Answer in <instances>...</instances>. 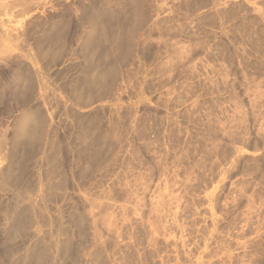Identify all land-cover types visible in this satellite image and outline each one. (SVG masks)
I'll use <instances>...</instances> for the list:
<instances>
[{
    "label": "rangeland",
    "instance_id": "1",
    "mask_svg": "<svg viewBox=\"0 0 264 264\" xmlns=\"http://www.w3.org/2000/svg\"><path fill=\"white\" fill-rule=\"evenodd\" d=\"M92 28L130 56L78 106ZM0 35V264H264V0H0Z\"/></svg>",
    "mask_w": 264,
    "mask_h": 264
},
{
    "label": "bare ground",
    "instance_id": "2",
    "mask_svg": "<svg viewBox=\"0 0 264 264\" xmlns=\"http://www.w3.org/2000/svg\"><path fill=\"white\" fill-rule=\"evenodd\" d=\"M7 2V1H6ZM11 2V1H10ZM17 2V1H16ZM91 3V2H90ZM12 4V3H11ZM19 4V3H18ZM22 4V3H21ZM24 5V4H23ZM85 5V4H84ZM15 6V5H14ZM17 6V5H16ZM20 6V5H19ZM89 6H91V5H89ZM85 7V6H84ZM86 8H87V6H86ZM90 8V7H89ZM98 8V7H97ZM69 9V8H68ZM74 9V8H73ZM92 9H93V7H92ZM102 9V8H101ZM89 10V9H88ZM87 9H83V11L80 9V11L81 12H79L81 15V17L79 18V20H81V21H83L85 18H87V19H89L90 20V22H91V26L92 27H94V26H96L95 25V22H93L92 21V18H94L95 17V13H93L92 11L94 10H92L91 12L90 11H88ZM91 10V9H90ZM104 10V9H103ZM102 10V14H103V12H105V10L103 11ZM67 11V10H66ZM98 11V10H97ZM99 12V11H98ZM97 13V12H96ZM109 13V12H108ZM111 13V12H110ZM69 14V13H68ZM89 14H93L94 15V17L91 15H89ZM105 14V13H104ZM136 14H137V12L133 15V18H134V25L136 26V29H137V27L140 25V23H142V21L140 20V16L141 15H139V17H138V15L136 16ZM138 14H139V11H138ZM112 16V15H111ZM135 16H136V18H135ZM67 17H68V15H67ZM107 17V16H106ZM108 18V17H107ZM85 21V20H84ZM88 22V21H87ZM89 22V23H90ZM82 23V22H81ZM51 25V24H50ZM89 26V25H88ZM135 26H133V27H135ZM89 28V27H88ZM87 28V29H88ZM108 29V28H107ZM135 28H134V30H131L129 33H128V37H127V39L129 40V42H131L132 40V38H133V36L135 35L134 34V31L136 30ZM50 30H51V28H50ZM53 30V29H52ZM95 30V28H92V29H89V32L90 33H88V31L87 30H85L87 33H88V35H87V33H85L86 34V39H85V41L83 42L84 43V46L88 49H86L87 51H88V53L87 54H84L83 56H85L84 57V64H83V66H85V67H88V66H86L87 64H89L90 65V67H88L89 69H88V71H84V68H83V66H82V68L83 69H81V77H79V79L77 78V80L73 83V84H71L72 85V91H75V92H73V96L75 97V99L76 100H74L76 103H77V105L78 106H85V105H88V104H90L91 102H94V101H96V100H98V99H101V98H103L104 97V95L106 94V93H108L110 90H112L113 89V87H114V85L115 84H117L116 82H117V80H118V74L119 73H117V71L119 70V68H120V66H122L123 65V63H126L127 62V60H128V55L130 56V54H129V51L127 50V52L125 53V54H123V57L122 58H120V60L117 58V59H115L114 57H112V50H113V48L111 49V47H108V45L106 46L105 44H104V42H102V40L101 39H99V38H101V37H99V38H95V39H93L92 41H91V44H90V41H89V38L92 36V33H93V35L94 34H96V32L94 31ZM102 30V29H101ZM106 30V29H105ZM79 31H81V30H79ZM100 31V30H99ZM4 32V31H3ZM84 32V31H83ZM102 32L103 31H101V34H102ZM108 32V31H107ZM106 32V33H107ZM5 33V32H4ZM110 33V32H109ZM6 34V33H5ZM45 35H43L44 37V39L42 38V41H45L44 43L46 44L47 43V41H54L53 39L54 38H58L59 40L61 39V38H63L64 37V33H63V31H58V29L57 30H54V32L52 31V33H48V31L46 32V33H44ZM105 34V33H104ZM96 36H97V34H96ZM99 36V35H98ZM104 36V35H103ZM3 38V35H0V38ZM108 37V36H107ZM57 39V40H58ZM64 39V38H63ZM62 41V40H61ZM109 41H111V40H109ZM51 43V42H50ZM57 43V42H56ZM53 44H54V42H52V46H53ZM90 44V46H88ZM129 44V43H128ZM131 44V43H130ZM47 45V44H46ZM48 45H49V42H48ZM51 45H50V47H51ZM40 46V45H39ZM55 46V45H54ZM130 46H132L133 47V44H131ZM47 47H49V46H47ZM91 48V49H90ZM50 49H52V48H50ZM49 49V50H50ZM95 49V50H94ZM127 49H128V47H127ZM59 50V49H58ZM56 52H57V50H56ZM55 52V53H56ZM131 52V51H130ZM58 53V52H57ZM60 53V52H59ZM58 53V54H59ZM114 53V52H113ZM132 53V52H131ZM155 55V54H154ZM157 55V54H156ZM161 55V54H160ZM114 56V55H113ZM122 56V55H121ZM150 56V55H149ZM157 56H159V55H157ZM153 57V56H152ZM153 59V58H152ZM157 59H159V58H157ZM127 64V63H126ZM22 68H23V66L21 67V70H22ZM12 70L9 72V73H11L10 74V78L11 79H18V78H20L21 80H25V82L21 85V87L20 88H18V87H15L14 89H12V95L14 96V98L16 99V100H18V99H20V97H21V99H23L24 101H25V99L23 98V96L22 95H25V96H30L31 95V93H32V91H33V89L35 88L34 86H35V83H34V80H33V77H32V75H31V73H29L28 72V69H26L27 70V73H25L24 71H20L19 69L20 68H17V67H14V68H11ZM90 71H93L92 72V74H91V72ZM25 74H24V73ZM29 73V74H28ZM79 74H80V72H79ZM18 75L20 76V77H18ZM24 76V77H23ZM8 77V76H7ZM22 77V78H21ZM20 80V81H21ZM19 81V80H18ZM14 82V81H13ZM10 83V82H9ZM9 83H7V84H9ZM22 83V82H21ZM5 84V83H4ZM6 84V85H7ZM10 85V84H9ZM16 86V85H15ZM11 92V91H10ZM25 98H27V97H25ZM29 98V97H28ZM27 98V99H28ZM23 100H22V102H23ZM74 102V104H76ZM35 104V103H34ZM31 105V104H30ZM33 106V105H32ZM38 109V108H37ZM28 110V109H27ZM35 110H36V108H35ZM28 111H30V110H28ZM33 112H34V110H32ZM35 112H37V119L35 120L36 121V123H35V125H34V127H33V131L31 132V133H29V134H31V138H30V140H28V145H31L32 143H33V141L35 140V143H38V142H40L41 141V135L43 134L42 133V130H43V128H41L40 127V124L42 123V120L44 119V117H43V114L41 113V111H40V109H38L37 111H35ZM34 112V113H35ZM36 114V113H35ZM74 114V113H73ZM74 116H76L79 120H81L80 122L81 123H84V125L85 126H80V127H82L83 129H82V131H83V133H85V134H87V132H89V128H91V127H86V123H88V122H84V120L83 119H85V118H83L82 117V115H81V117L79 116L78 117V115H76V114H74ZM79 120H78V122H79ZM34 121V120H33ZM86 121V120H85ZM45 122H46V120H45ZM33 123V122H32ZM41 125H43L44 126V120H43V124H41ZM88 125V124H87ZM29 128V127H28ZM20 129V128H19ZM93 129V128H92ZM17 134V133H16ZM15 135V134H14ZM3 136V135H2ZM16 137H19V134H17V136ZM15 138V137H14ZM19 138H21V137H19ZM15 141V140H14ZM3 143V142H2ZM25 144H26V142H25ZM29 149H30V147H29ZM34 149V148H33ZM84 149V148H83ZM30 150H32V148L30 149ZM80 150H82V149H80ZM32 152V151H31ZM83 153V152H82ZM84 154V153H83ZM9 156V155H8ZM9 158H10V156H9ZM12 160V159H11ZM19 163V162H18ZM22 168V167H21ZM5 169V168H4ZM9 171V170H8ZM4 172L5 173H7L6 172V170H4ZM3 172V173H4ZM2 173V172H1ZM19 173V172H18ZM20 174V173H19ZM2 175V174H1ZM3 176H5L6 177V174L5 175H3ZM3 176H1V177H3ZM4 177V178H5ZM7 177H9L8 175H7ZM13 182V181H12ZM17 182V181H16ZM4 184V183H3ZM13 184V183H12ZM13 186V185H12ZM10 189V188H9ZM25 189V188H24ZM21 189H19V191H20ZM16 192V191H15ZM21 192V191H20ZM19 192V193H20ZM26 194V193H25ZM21 196V195H20ZM17 197H18V195H17ZM22 197H23V195H22ZM6 206V205H5ZM24 208V207H23ZM22 209V208H21ZM17 213H18V211H16ZM21 213V212H20ZM22 215V214H21ZM21 215H20V217H21ZM19 217V215L17 214V215H15V217H14V221H15V226L13 227V229L15 228V230H17L18 232H22V230L24 229V226H23V223H22V221L20 220L21 218ZM23 219V218H22ZM9 220V219H8ZM9 228V227H8ZM12 229V231H15V230H13ZM17 234V233H16ZM45 243V242H44ZM45 245V244H44ZM18 260V259H17ZM19 261H22V260H19ZM21 263V262H20Z\"/></svg>",
    "mask_w": 264,
    "mask_h": 264
}]
</instances>
